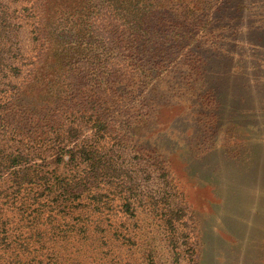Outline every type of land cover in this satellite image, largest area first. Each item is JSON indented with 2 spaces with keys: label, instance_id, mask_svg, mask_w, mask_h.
I'll list each match as a JSON object with an SVG mask.
<instances>
[{
  "label": "trees",
  "instance_id": "1",
  "mask_svg": "<svg viewBox=\"0 0 264 264\" xmlns=\"http://www.w3.org/2000/svg\"><path fill=\"white\" fill-rule=\"evenodd\" d=\"M203 32L264 39V0H0V260H62L54 243L83 197L133 214V167L167 168L135 141L149 90ZM183 208L161 213L179 258Z\"/></svg>",
  "mask_w": 264,
  "mask_h": 264
},
{
  "label": "rangeland",
  "instance_id": "2",
  "mask_svg": "<svg viewBox=\"0 0 264 264\" xmlns=\"http://www.w3.org/2000/svg\"><path fill=\"white\" fill-rule=\"evenodd\" d=\"M202 35L182 55V72L151 85L149 112L134 129L172 183L145 162L133 167V214L119 200L95 214L83 197L82 211L61 222L71 223V237L54 243L65 261L44 255L45 264H264V39ZM152 193L158 211L148 205ZM175 206L184 207L180 258L161 220Z\"/></svg>",
  "mask_w": 264,
  "mask_h": 264
}]
</instances>
